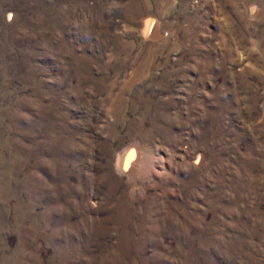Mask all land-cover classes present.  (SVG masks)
<instances>
[{"label":"rangeland","instance_id":"374dc122","mask_svg":"<svg viewBox=\"0 0 264 264\" xmlns=\"http://www.w3.org/2000/svg\"><path fill=\"white\" fill-rule=\"evenodd\" d=\"M0 264H264V0H0Z\"/></svg>","mask_w":264,"mask_h":264},{"label":"bare ground","instance_id":"6f19581e","mask_svg":"<svg viewBox=\"0 0 264 264\" xmlns=\"http://www.w3.org/2000/svg\"><path fill=\"white\" fill-rule=\"evenodd\" d=\"M150 20H151V18H150ZM150 20H146L145 21V23L143 24L144 25V30H143V32H146V33H148L147 31L149 30V28L151 27L150 26ZM152 21V20H151ZM152 24V23H151ZM150 31V30H149ZM120 157V156H119ZM121 158H122V156H121ZM123 158H125V157H123ZM118 162H120V160H119V158H118Z\"/></svg>","mask_w":264,"mask_h":264}]
</instances>
